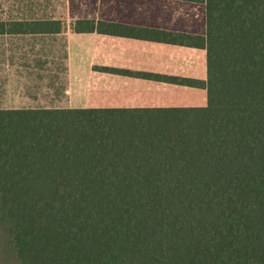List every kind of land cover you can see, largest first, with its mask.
<instances>
[{"label":"trees","instance_id":"16d2710c","mask_svg":"<svg viewBox=\"0 0 264 264\" xmlns=\"http://www.w3.org/2000/svg\"><path fill=\"white\" fill-rule=\"evenodd\" d=\"M194 1L204 106L0 108V264H264V0Z\"/></svg>","mask_w":264,"mask_h":264},{"label":"crops","instance_id":"0c3cea01","mask_svg":"<svg viewBox=\"0 0 264 264\" xmlns=\"http://www.w3.org/2000/svg\"><path fill=\"white\" fill-rule=\"evenodd\" d=\"M204 9L194 0H66L60 13L26 14L19 6L0 11V108L185 106L172 98L180 92L185 96L186 86L205 87L185 80L206 81V50L162 39L204 36ZM39 18L64 20L65 28L27 31L24 21ZM84 19L119 27L115 34L74 31L72 23ZM59 40L64 47L60 61ZM199 49L205 50L206 78L187 70L190 55ZM94 93L112 103L89 106Z\"/></svg>","mask_w":264,"mask_h":264},{"label":"rangeland","instance_id":"374dc122","mask_svg":"<svg viewBox=\"0 0 264 264\" xmlns=\"http://www.w3.org/2000/svg\"><path fill=\"white\" fill-rule=\"evenodd\" d=\"M32 3L35 5L37 13H60L66 11V0H32ZM73 1H70V4H73ZM21 10L22 7H26V0H0V11H16L18 9ZM21 7V8H20ZM204 15H205V9ZM58 51H57V60L64 59V47L63 42L59 40L58 43ZM188 55H190L188 53ZM192 58L187 63V70H190V73L193 76L206 78V58H205V50H197L194 54L190 55ZM98 72V69L95 68V73ZM96 77V76H94ZM93 82H96L97 79H92ZM185 92V96L180 92L179 98H172L179 102L180 105L185 106H202L206 103L207 99V89L203 88H193L186 86L183 90ZM97 93H94L93 96L90 97L89 106L94 105H106L111 104L106 97L102 100H98Z\"/></svg>","mask_w":264,"mask_h":264}]
</instances>
